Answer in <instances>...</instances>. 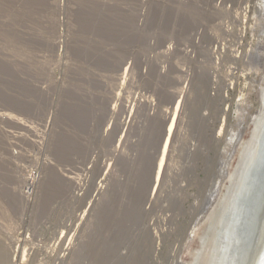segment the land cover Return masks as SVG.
<instances>
[{
    "label": "rangeland",
    "instance_id": "obj_1",
    "mask_svg": "<svg viewBox=\"0 0 264 264\" xmlns=\"http://www.w3.org/2000/svg\"><path fill=\"white\" fill-rule=\"evenodd\" d=\"M247 4L248 40L262 43L264 0H0V108L51 119L46 156L29 161L41 169L39 184L57 183L49 192L39 185L30 204L14 158L0 156L3 264L191 261L204 226L198 219L234 149L236 109L249 106L248 118L260 106L255 61L233 88L209 75L218 41L229 38L234 48ZM31 132L36 154L41 129ZM79 186L81 198L73 193Z\"/></svg>",
    "mask_w": 264,
    "mask_h": 264
},
{
    "label": "bare ground",
    "instance_id": "obj_2",
    "mask_svg": "<svg viewBox=\"0 0 264 264\" xmlns=\"http://www.w3.org/2000/svg\"><path fill=\"white\" fill-rule=\"evenodd\" d=\"M256 53H257L256 56L259 60L257 61V71H259V76L255 81L254 87H256L257 89L256 92H258L257 95L259 97L260 106L257 112L255 114L252 113L248 118H246V115L247 113H250V111H247V108L249 106H246V108L237 107L236 109V114H237L236 123L231 127L230 130L231 133H229V137H228L229 139L228 143H233L234 145L233 152L229 156L228 160L223 163L224 170L222 173L223 174L222 182H220V185H218V187H216V189L210 193L211 196L208 197L202 215L198 219V225L200 227L204 225L203 228L201 229V232L199 231L200 233L198 235L194 232L192 233L193 238L196 235L198 236V242L196 244V247L195 248L193 247L194 250L191 252V261L183 262V264H214L215 263L214 260L212 261L213 253L211 248L217 236L216 233L218 231V226L223 223V218H222L223 212L233 198L234 189L232 190V187L235 185V183H236L235 186H237V184H239L238 181H240L243 176L244 179L248 176V172L246 170L248 169L251 170L254 163L256 162L257 156L255 155L259 147L260 135L263 132V128H260V125L262 124V120H263L262 116L264 113V40L262 41V43L260 42L259 50ZM31 92L33 91L31 90ZM0 97L4 98L5 95L0 92ZM181 104L182 101L181 100L179 101V96L171 104L172 105L170 111L171 115L166 123V136L160 154V158L158 160V166L156 167L157 172L155 174L154 184L156 182L158 183L160 177H162V173L165 168L166 159L170 149L172 137L175 132V128L177 126L176 118L178 116V111L181 108ZM24 106L30 109L29 107L30 103L24 104ZM29 111L31 112V109ZM73 113L74 114H72V111L70 112L68 111V117L70 115L71 116L73 115V119L77 121L79 119V112H73ZM239 120H241L240 123L238 122ZM236 125H238L237 129L236 128L233 129ZM61 183L62 181H60V184ZM56 184L57 183L54 180H51V178L49 179L47 177L46 179L44 178L43 180H41L39 185L41 192L42 191L49 192L53 188H55L53 186H56ZM5 188L7 190V187ZM155 189L156 188L154 185L152 191L154 192ZM227 227L228 225H226V228ZM4 252L0 250V264L1 263L3 264L5 260L7 262L6 259L7 256L5 255L6 253ZM179 264H182V261L181 263L179 262Z\"/></svg>",
    "mask_w": 264,
    "mask_h": 264
},
{
    "label": "built area",
    "instance_id": "obj_3",
    "mask_svg": "<svg viewBox=\"0 0 264 264\" xmlns=\"http://www.w3.org/2000/svg\"><path fill=\"white\" fill-rule=\"evenodd\" d=\"M243 10L245 11L244 18L239 21L242 26L239 37L237 35L236 40L231 42L234 48L228 49L225 42L230 40L229 38H223L218 41L211 52L210 78L214 82L219 80L232 81L230 88H233L234 81L243 76L242 74H249L247 71H249L248 63L250 61H255L256 63L259 61L256 56V52H258L260 47L259 37H256V39L252 37L248 40L250 5L247 4ZM223 27L227 31L230 29L229 26H226V23L223 24ZM173 48L172 44L168 45L167 49H170V51L164 53L171 54ZM188 54L190 55L191 51H188ZM158 66L163 72L167 70V65L164 64V61L158 62ZM6 109L8 108H0V156L7 155L14 158L17 174H19L18 179L21 181V197L31 204L38 197L41 169L39 165L30 163L29 159L31 156H46L44 153L47 152V132L51 125V119L43 117L44 119L37 120L38 118L32 116L30 117L32 120H30L23 114H12L11 111ZM250 109L248 108L249 111ZM34 126L41 129L40 135L37 136L38 139L36 140V154H34V150L29 145L32 143L31 129ZM73 193L75 197L81 198L83 196L82 187L75 188Z\"/></svg>",
    "mask_w": 264,
    "mask_h": 264
},
{
    "label": "water",
    "instance_id": "obj_4",
    "mask_svg": "<svg viewBox=\"0 0 264 264\" xmlns=\"http://www.w3.org/2000/svg\"><path fill=\"white\" fill-rule=\"evenodd\" d=\"M262 119L256 162L232 187L233 198L218 226L211 248L214 264H264V113Z\"/></svg>",
    "mask_w": 264,
    "mask_h": 264
}]
</instances>
